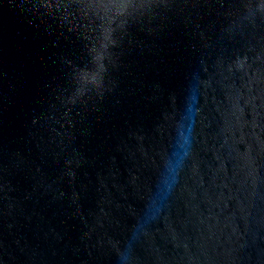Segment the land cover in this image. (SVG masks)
I'll use <instances>...</instances> for the list:
<instances>
[{
	"label": "water",
	"instance_id": "water-1",
	"mask_svg": "<svg viewBox=\"0 0 264 264\" xmlns=\"http://www.w3.org/2000/svg\"><path fill=\"white\" fill-rule=\"evenodd\" d=\"M0 264H264V0H0Z\"/></svg>",
	"mask_w": 264,
	"mask_h": 264
}]
</instances>
